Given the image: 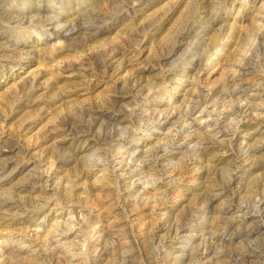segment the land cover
<instances>
[{
  "label": "rangeland",
  "instance_id": "374dc122",
  "mask_svg": "<svg viewBox=\"0 0 264 264\" xmlns=\"http://www.w3.org/2000/svg\"><path fill=\"white\" fill-rule=\"evenodd\" d=\"M0 264H264V0H0Z\"/></svg>",
  "mask_w": 264,
  "mask_h": 264
}]
</instances>
